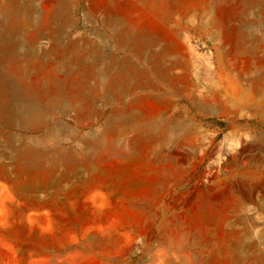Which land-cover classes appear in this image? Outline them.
Here are the masks:
<instances>
[{
    "label": "rangeland",
    "instance_id": "374dc122",
    "mask_svg": "<svg viewBox=\"0 0 264 264\" xmlns=\"http://www.w3.org/2000/svg\"><path fill=\"white\" fill-rule=\"evenodd\" d=\"M263 1L0 0V264H264ZM111 11L151 42L122 97L71 47L107 65Z\"/></svg>",
    "mask_w": 264,
    "mask_h": 264
},
{
    "label": "bare ground",
    "instance_id": "6f19581e",
    "mask_svg": "<svg viewBox=\"0 0 264 264\" xmlns=\"http://www.w3.org/2000/svg\"><path fill=\"white\" fill-rule=\"evenodd\" d=\"M56 1V0H55ZM254 0H252V2H253ZM58 2V1H57ZM113 2V1H112ZM117 2V1H116ZM119 2L120 1H118L117 3L119 4ZM252 2H250V3H252ZM257 2V1H256ZM255 2V3H256ZM114 3V2H113ZM254 3V4H255ZM253 4V3H252ZM262 4H264V1H263V3ZM112 5V4H111ZM111 5H110V10H111ZM169 5H170V3H169ZM119 6V5H118ZM117 6V7H118ZM255 6V5H254ZM116 7V8H117ZM60 8H61V6H60ZM114 8V7H113ZM112 8V9H113ZM169 8H171L170 6H169ZM122 11V10H121ZM262 11V10H261ZM27 12H28V14L29 15H31L32 17H33V14H34V6L32 5V4H28L27 5ZM112 12V11H111ZM117 11H115V14H116V17H118L117 16V14L119 15V13H116ZM120 12V11H119ZM113 14H114V12H112ZM109 14H111L110 13V11H109ZM114 14V15H115ZM121 14H122V12H121ZM124 14V13H123ZM62 15V14H61ZM109 16V15H108ZM124 16V15H123ZM121 18H123L122 17V15H121ZM124 18H126V17H124ZM119 19H120V17H118V19L117 18H113V15L112 16H109L108 17V27L111 29V33H110V35H109V39H111V40H113V42L115 43V45H116V48H115V50H114V53L111 55V57H110V59H109V63L107 64V65H103V59H102V50H101V48H100V45L98 44V43H93V42H90L88 39H85V38H82L81 40H82V42L80 41L79 42V39H77L76 41H74L73 43H71V47L73 48V49H75V52L76 53H73V54H75V55H77V57H80V59L83 61V69H84V72H85V74H87V76L90 78V79H92L93 81L95 80L99 85H100V87H101V90L104 92V93H107V92H111L110 90H113L114 92H115V94H117V96H119V97H122V95H123V88H122V86H120V85H115L114 87H112V85H111V83H112V81H114V80H117V78H120L122 81L121 82H123V83H125V84H123L122 83V85H125L126 87H125V91H130V90H134L136 87H138V85H140L141 84V82L139 81V79H138V76L139 75H137V68H139L138 67V64H137V62L136 61H134V58L136 57V58H145L146 56H145V54H146V52L148 51V49H149V44L151 43L149 40L146 42V40H144L143 41V44L139 47H136L135 46V39L136 40H138L137 38H135L134 39V37H132L131 36V34H127L126 33V31H124V29L123 30H119V28H117V27H119V25L121 24V22L119 21ZM126 20V19H125ZM129 20H131V19H129ZM128 19H127V21H129ZM131 21H134V20H131ZM123 22V21H122ZM136 22V20L134 21V23ZM38 25H40V28L42 29L41 31L43 32V33H45V32H47V34H51V35H57V34H62L61 32L62 31H64V21L63 20H61V16H59V15H57V14H55V15H52L51 16V18L50 19H48V20H40V22H36ZM40 23V24H39ZM124 23V22H123ZM122 23V24H123ZM129 23H130V21H129ZM133 24V23H132ZM133 25H135V24H133ZM130 25H128V27H129ZM121 27V26H120ZM127 28V27H126ZM130 28V27H129ZM134 28V27H133ZM131 29V28H130ZM134 30V29H133ZM135 33V32H134ZM2 34H0V36H1ZM136 35V34H135ZM134 35V36H135ZM139 37H140V35H138ZM3 39L4 38H8V36L6 37V35L5 36H1ZM135 37H137V36H135ZM149 39V38H148ZM8 40V39H7ZM11 40V39H10ZM9 40V41H10ZM151 40V39H150ZM153 40V39H152ZM140 41V40H139ZM1 43L2 42H4V45H6V43L8 42H6L5 43V41L3 40H1L0 41ZM0 43V44H1ZM8 44V43H7ZM10 44V43H9ZM9 44H8V46H9ZM11 46V45H10ZM7 47V46H6ZM12 47H14V45L12 46ZM53 47V46H52ZM56 47H57V45H56ZM67 48H69V47H67ZM14 49H15V47H14ZM31 49V48H30ZM61 49V48H60ZM63 49V48H62ZM61 49V50H62ZM65 49V48H64ZM12 50V48H10V51ZM18 50V49H17ZM34 50H36V49H34ZM33 50V51H34ZM53 50V49H52ZM51 50V51H52ZM5 51L6 50H4V53H5ZM13 51V50H12ZM32 51V52H33ZM8 52H9V50H8ZM19 52V51H18ZM56 52V51H55ZM66 52V51H65ZM13 53V52H12ZM57 53V52H56ZM59 53V52H58ZM64 53V52H63ZM63 53H61V54H63ZM14 54V53H13ZM19 54H21V53H19ZM23 54H24V52H23ZM27 54V53H26ZM34 55H35V53H33ZM72 54V55H73ZM163 53H161L160 55H162ZM64 55V54H63ZM19 56V55H18ZM26 56V55H25ZM59 56V55H58ZM30 57V56H29ZM37 57V56H36ZM35 57V58H36ZM47 53H43L42 55H38V58H39V62H41L42 63V61H43V63H44V60L45 59H47ZM66 57V56H65ZM150 57V59H152V56H149ZM18 58V57H17ZM21 58V57H20ZM19 58V59H20ZM27 58V57H26ZM31 58V57H30ZM58 58V57H57ZM67 58V57H66ZM141 58V59H142ZM148 58V57H147ZM24 59V58H23ZM22 59H20V61H21ZM50 60V59H49ZM66 60V59H65ZM77 60H78V58H77ZM25 61H26V59H25ZM24 61V62H25ZM27 61H28V59H27ZM31 61V60H30ZM29 61V62H30ZM61 61V60H60ZM64 61V60H63ZM62 61V62H63ZM66 61H68V60H66ZM76 61V60H75ZM81 61V62H82ZM23 62V61H22ZM33 62V61H32ZM36 62H38V61H36ZM35 62V63H36ZM78 62L80 63V61L78 60ZM58 63V61L56 62V64ZM71 63V62H70ZM76 63V62H75ZM20 64H22L23 65V63H20ZM27 64V63H26ZM31 64V63H30ZM61 64V63H60ZM62 64H64V63H62ZM74 64V63H73ZM32 65V64H31ZM30 65V66H31ZM65 65V64H64ZM59 66V65H58ZM57 66V67H58ZM63 66V65H62ZM75 65H73V67H74ZM56 67V66H55ZM59 67H61V66H59ZM65 67H66V65H65ZM79 67V66H78ZM160 67H162V64L160 65ZM17 68H19L18 66H17ZM17 68H15V69H17ZM64 68V67H63ZM72 68V67H71ZM31 68L29 67L28 68V70H30ZM70 69V68H69ZM68 69V70H69ZM82 69V68H81ZM81 69H79L80 71H81ZM59 70H62L61 68L59 69ZM18 71V70H17ZM77 71H78V69H77ZM143 71V70H142ZM69 72H71V70L69 71ZM83 72V71H82ZM81 72V73H82ZM84 72H83V75H84ZM20 73V72H19ZM33 73V72H32ZM75 73H76V70H75ZM79 75H81V78H82V74H80L79 73V71L77 72ZM142 73V72H141ZM22 74V73H21ZM77 74V75H78ZM144 76L147 78V79H149L148 77H149V74H148V71H144ZM33 75V74H32ZM75 75V74H74ZM85 77H86V75H84ZM143 76V77H144ZM29 77V76H28ZM27 77V78H28ZM85 77H83V79L85 78ZM140 77V76H139ZM31 79V78H30ZM88 79V78H87ZM89 79V80H90ZM102 80H104V82L102 81ZM82 81V80H81ZM88 81V80H87ZM91 81V80H90ZM105 81H107V82H105ZM88 83H89V81L87 82V85H88ZM116 83V82H115ZM117 83H119L118 81H117ZM57 84V83H56ZM63 84V83H62ZM62 84H60V83H58V85H59V87L62 85ZM114 84V83H113ZM52 86H53V84H51ZM55 85V84H54ZM86 85V88L88 87ZM96 85V84H95ZM147 85V84H146ZM51 86V87H52ZM63 86H64V84H63ZM63 86H61L62 87V89H64L63 88ZM45 87V86H44ZM44 87H42V89L44 88ZM47 87V86H46ZM55 87H57V86H55ZM95 88H96V86H94ZM121 87V88H120ZM142 87V86H141ZM149 87H151V86H149ZM53 88V87H52ZM45 89V88H44ZM48 89H50L49 87H48ZM93 89V88H92ZM97 89V88H96ZM53 90V89H52ZM60 90V89H59ZM43 91V90H42ZM46 91V90H45ZM44 92V91H43ZM48 93V92H47ZM93 93L94 92H92V95H93ZM112 94H113V92H112ZM89 95H91V94H89ZM113 96V95H112ZM115 96V95H114ZM81 97V96H80ZM115 98V97H114ZM118 99V98H117ZM60 100H61V98H60ZM58 101V102H62V101ZM107 100V99H106ZM27 101V100H26ZM64 101H66V100H64ZM120 101V100H119ZM14 102V101H13ZM29 101H27V103H28ZM16 103V102H15ZM33 103V102H32ZM121 103V102H120ZM122 103H123V101H122ZM121 103V104H122ZM19 104V103H18ZM58 104V103H57ZM14 105V104H13ZM22 105V104H21ZM37 105V104H36ZM53 105V104H52ZM8 106V105H7ZM14 106H16V104L14 105ZM56 106H58V105H56ZM11 107H12V105H11ZM34 107V106H33ZM33 107H32V109H33ZM124 107V106H123ZM4 108H6V107H4ZM14 108V107H13ZM18 108V107H17ZM19 108H20V106H19ZM22 108V107H21ZM39 108V107H38ZM55 108V107H54ZM29 109V108H28ZM117 109V108H116ZM9 110V109H8ZM13 110V109H12ZM11 110V111H12ZM18 110V109H17ZM22 110H24V106H23V109ZM21 110V111H22ZM118 110V109H117ZM120 110V109H119ZM29 111V110H28ZM31 111V110H30ZM116 111V110H115ZM9 113H10V111H8ZM19 112V111H18ZM33 112V111H32ZM122 112V111H121ZM27 113V112H26ZM131 112H129L128 114H130ZM13 114H14V112H13ZM23 114V113H22ZM32 114V113H31ZM35 114V113H34ZM33 114V115H34ZM121 114V113H120ZM127 114V113H126ZM136 114V113H135ZM134 114V115H135ZM9 115V114H8ZM18 115H20V114H18ZM30 115V114H29ZM39 115V114H38ZM42 115V114H41ZM40 115V116H41ZM132 115H133V112H132ZM17 116V115H16ZM28 116V115H27ZM39 116V117H40ZM14 117V116H13ZM18 118H19V116H17ZM23 117H25V116H23ZM34 117V116H33ZM38 117V116H37ZM37 117H34V118H37ZM38 117V118H39ZM118 118H119V115L117 116ZM122 117H124V116H122ZM127 117H130L129 118V120H131L132 118H131V116H127ZM15 118V117H14ZM26 118V117H25ZM24 118V119H25ZM30 118V117H29ZM32 118V117H31ZM37 118V119H38ZM117 118V119H118ZM36 119V120H37ZM43 119H44V117H43ZM114 119V118H113ZM112 119V120H113ZM120 119V118H119ZM118 119V121H120ZM127 119V118H126ZM133 119H135L134 117H133ZM15 120V119H14ZM20 120V119H19ZM42 120V119H41ZM123 120V119H122ZM137 120V119H136ZM136 120H133V122L134 121H136ZM12 121V120H11ZM27 121V120H26ZM39 121H40V119H39ZM118 121H116V123H118ZM124 121V120H123ZM122 121V122H123ZM115 122V121H114ZM126 122V121H125ZM37 123H39V122H37ZM130 123H132V122H130ZM119 124V123H118ZM120 124H121V122H120ZM119 124V125H120ZM125 124V123H124ZM133 124H135V123H133ZM131 125V124H130ZM110 126H111V124H110ZM133 126V125H132ZM117 127V126H116ZM128 127H130V126H128Z\"/></svg>",
    "mask_w": 264,
    "mask_h": 264
},
{
    "label": "crops",
    "instance_id": "0c3cea01",
    "mask_svg": "<svg viewBox=\"0 0 264 264\" xmlns=\"http://www.w3.org/2000/svg\"><path fill=\"white\" fill-rule=\"evenodd\" d=\"M260 89H261V96L264 97V76H262V78L260 79ZM263 113H264V109H263Z\"/></svg>",
    "mask_w": 264,
    "mask_h": 264
}]
</instances>
